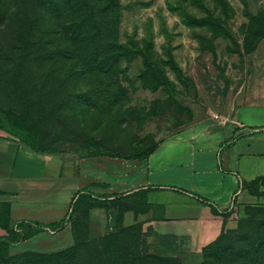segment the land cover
Here are the masks:
<instances>
[{
  "label": "rangeland",
  "instance_id": "rangeland-1",
  "mask_svg": "<svg viewBox=\"0 0 264 264\" xmlns=\"http://www.w3.org/2000/svg\"><path fill=\"white\" fill-rule=\"evenodd\" d=\"M41 1L45 7L51 1L53 10L39 4L30 24L39 40H54L46 30L62 1ZM99 3L109 8L93 13L110 25L100 37L103 49L78 47L70 54L35 51L26 32L17 41V29L29 27L25 20L34 11L26 0H0V132L59 155L82 180L56 225L14 218L0 228V239L16 242L35 230L57 235L49 250H39L40 238L51 237L44 232L12 247L36 252L76 241L74 264H100L105 257L120 264H264V176L249 189L252 201L230 208L223 237L207 249L161 253L153 227L137 219L148 208L142 186L148 151L197 117L219 112L264 69V0ZM126 211L134 216L129 223ZM111 233L115 239L103 248L99 237ZM9 254L0 242V264L55 262Z\"/></svg>",
  "mask_w": 264,
  "mask_h": 264
},
{
  "label": "crops",
  "instance_id": "crops-1",
  "mask_svg": "<svg viewBox=\"0 0 264 264\" xmlns=\"http://www.w3.org/2000/svg\"><path fill=\"white\" fill-rule=\"evenodd\" d=\"M256 72L250 86L236 88L219 112L167 134L146 155L142 186L148 187V208L137 219L153 227L161 253L201 248L229 224L228 214L219 212L254 199L246 184L264 176V69ZM81 186L59 155L36 151L0 132V205H8L9 222L56 219ZM123 219L131 222L132 211ZM43 232L50 235L40 231L9 242L8 252L36 250L12 247ZM50 236L40 238L44 248L39 250L60 241Z\"/></svg>",
  "mask_w": 264,
  "mask_h": 264
},
{
  "label": "trees",
  "instance_id": "trees-1",
  "mask_svg": "<svg viewBox=\"0 0 264 264\" xmlns=\"http://www.w3.org/2000/svg\"><path fill=\"white\" fill-rule=\"evenodd\" d=\"M62 5L59 8V15L56 16V19L54 20V24L47 27V32L54 34V40H39V34L36 33L34 27H31L30 21H35L36 16L35 13L38 11L39 2H42L41 0H26L29 9L34 11V14L30 13V16L26 18V23L29 24V27L21 26L19 29H17V34L15 39L18 41L19 39L23 38L24 33L26 32V35H28L29 39H32L31 45L33 46V50H46L49 48H56V49H66L71 51L70 54H72V50H76L78 47H85L89 50H100L103 49L104 43L100 41V37H104L105 34L102 33V31H109V24L106 27V24H101V21L96 22V19L93 17V13L97 15L99 12H107L109 10L107 5H100L99 0L94 1L93 3H87V0H61ZM51 2V1H49ZM49 2L46 3V7L42 6L41 8L46 10L47 12H50L53 10V7L49 4ZM26 4V5H27ZM32 12V11H31ZM27 29V30H26ZM116 32V31H115ZM101 33L102 35H100ZM114 34L110 30V34ZM37 34V35H36ZM53 46L52 47V44ZM111 47L110 44L107 43V46ZM116 45V42H115ZM27 145V144H26ZM155 146V145H154ZM154 146L148 151V153L154 148ZM30 147V146H29ZM31 148V147H30ZM33 149V148H32ZM35 150V149H34ZM147 153V154H148ZM263 177V176H262ZM260 177V179L262 178ZM257 179L254 178L250 182H248L246 185L250 189L252 186L257 184ZM78 194V190L74 193V195ZM73 195V197H74ZM72 197V198H73ZM72 200V199H71ZM70 200V201H71ZM70 203V202H69ZM215 213L216 211L214 208L212 209ZM230 212V210L226 212H219V214L224 217ZM9 224L8 221V205L7 204H1L0 205V228H6ZM49 226H54L57 224V220H53L51 222L47 223ZM39 230H35L33 232H27L22 237H20V240H23L25 238L30 237L34 233H36ZM116 233H111L108 236L102 235L99 237L100 242L102 243V247L106 245V241L109 237H112L115 239ZM223 237L222 230L219 232V234L211 241H209L207 244H205L202 247H205L206 249L213 246L217 241ZM19 241V240H18ZM0 242H3L5 244V247L8 251V243L10 241H7L6 239L2 238L0 239ZM77 248V242L75 241L73 244L65 246L59 250L51 251V252H36L33 250H22L19 252H15L12 254H9L10 257H19L23 255H31V256H39V257H49L52 259H55L54 263L51 264H74V253ZM204 248V249H205ZM102 259V258H101ZM120 259L113 257V258H107L102 259L100 261V264H120ZM131 264V263H130ZM244 264V263H240Z\"/></svg>",
  "mask_w": 264,
  "mask_h": 264
},
{
  "label": "built area",
  "instance_id": "built-area-1",
  "mask_svg": "<svg viewBox=\"0 0 264 264\" xmlns=\"http://www.w3.org/2000/svg\"><path fill=\"white\" fill-rule=\"evenodd\" d=\"M214 117H216L217 115L216 114H213Z\"/></svg>",
  "mask_w": 264,
  "mask_h": 264
}]
</instances>
